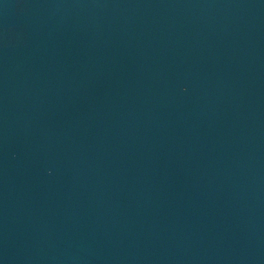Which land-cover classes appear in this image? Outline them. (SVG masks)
<instances>
[{"label": "water", "instance_id": "1", "mask_svg": "<svg viewBox=\"0 0 264 264\" xmlns=\"http://www.w3.org/2000/svg\"><path fill=\"white\" fill-rule=\"evenodd\" d=\"M0 264H264V0H0Z\"/></svg>", "mask_w": 264, "mask_h": 264}]
</instances>
